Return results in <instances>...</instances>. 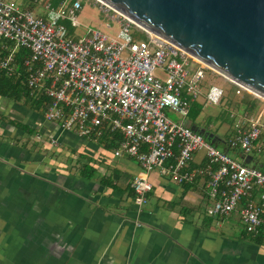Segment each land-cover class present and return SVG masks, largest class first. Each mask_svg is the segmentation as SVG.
<instances>
[{
    "label": "built area",
    "instance_id": "2783aa9c",
    "mask_svg": "<svg viewBox=\"0 0 264 264\" xmlns=\"http://www.w3.org/2000/svg\"><path fill=\"white\" fill-rule=\"evenodd\" d=\"M94 1L109 21L77 38L68 33L64 20L79 23L80 0L46 4L45 16L14 0H0V71L21 75L17 53L23 50L25 85L32 98H47V120L95 141L108 133L121 135L112 153L132 157L141 167L131 183L138 211L152 189L149 172L157 168L179 184L201 180L209 215L235 212L247 233L262 234L264 240V170L243 163L164 110L183 118L200 97L203 104L222 103L221 84L212 83L206 91L201 87L205 70L220 72L108 1ZM137 31L144 38L136 40ZM224 77L236 94L247 91L264 102L245 85ZM231 117L229 148L244 155L262 150L264 104L254 111L234 107ZM199 150L203 159L191 165Z\"/></svg>",
    "mask_w": 264,
    "mask_h": 264
},
{
    "label": "crops",
    "instance_id": "0c3cea01",
    "mask_svg": "<svg viewBox=\"0 0 264 264\" xmlns=\"http://www.w3.org/2000/svg\"><path fill=\"white\" fill-rule=\"evenodd\" d=\"M202 100L190 116L211 104ZM43 112L31 100L0 95V264H264V241L246 232L237 213L207 214L201 180L179 184L155 168L138 211L131 184L138 161L115 157L108 147L116 144L81 136ZM200 112L192 119L201 124ZM214 134L218 148L242 158L222 132ZM202 159L195 152L191 165ZM81 163L94 171L82 173Z\"/></svg>",
    "mask_w": 264,
    "mask_h": 264
},
{
    "label": "water",
    "instance_id": "95a60500",
    "mask_svg": "<svg viewBox=\"0 0 264 264\" xmlns=\"http://www.w3.org/2000/svg\"><path fill=\"white\" fill-rule=\"evenodd\" d=\"M106 1L264 95V0ZM204 136L214 143L210 134Z\"/></svg>",
    "mask_w": 264,
    "mask_h": 264
},
{
    "label": "rangeland",
    "instance_id": "374dc122",
    "mask_svg": "<svg viewBox=\"0 0 264 264\" xmlns=\"http://www.w3.org/2000/svg\"><path fill=\"white\" fill-rule=\"evenodd\" d=\"M19 3L21 7H27V8H39L40 14L46 15V7L44 6L45 0H39L38 2H35L34 0H14ZM81 2V8L77 11L78 20L79 23H73L71 20H64L68 33L71 36L74 37H82L88 33V29L95 28V27H103L104 28V22L109 21L105 13L100 9L99 5L94 0H80ZM43 8V9H42ZM45 8V11H44ZM116 26V24H115ZM133 37L136 40L144 38V34L141 32H135L133 33ZM191 75V72L189 73L188 77ZM225 75L220 74L216 71L212 70H205L204 76L201 81V87L203 91H206L209 86L212 83H218L221 84L225 89V95L222 103L220 104H209L201 107V112L199 113V116L203 118V123H197L195 119H192L194 116H190V114L186 117H181L177 115L174 111H171L169 108H165L166 114L171 117L174 120H183L185 123L188 124L191 121L194 124H191V128L200 131L203 135L204 134H210L212 137L215 136L214 133L218 132L224 135L226 139L229 138L231 135L233 124H234V117H231V110L235 108H239L241 103L247 104L249 102V98L247 95H244V92L242 93V96L235 93V86L231 81H229L227 78L224 77ZM187 77V78H188ZM246 97V98H245ZM243 98V99H241ZM196 104L197 102H193ZM193 104V106H194ZM264 104L263 101H257V107H262ZM197 105V104H196ZM208 121H213L215 125L209 126ZM230 128V130L225 133L226 128ZM103 137H100V139ZM260 142L263 146L262 150L257 151L253 150L250 154H248L245 158H240L238 155H234V157L238 158L243 163H254L258 164L262 162L264 164V128L262 129V134L260 137ZM113 152V147H108V152ZM231 154V153H230ZM59 155V153H57ZM64 158V156H63ZM206 200V199H205ZM207 204V202H206ZM207 212V210H206ZM208 214V213H207ZM212 216V215H211ZM230 220L235 222L234 224L237 228L241 226L239 222H236L235 217H229ZM242 223V222H241ZM243 224V223H242Z\"/></svg>",
    "mask_w": 264,
    "mask_h": 264
},
{
    "label": "trees",
    "instance_id": "16d2710c",
    "mask_svg": "<svg viewBox=\"0 0 264 264\" xmlns=\"http://www.w3.org/2000/svg\"><path fill=\"white\" fill-rule=\"evenodd\" d=\"M61 1L62 0H45L44 3L48 4L49 6L55 7ZM23 52H24L23 50H19V52L17 53V61L19 63L18 68H20L22 70L21 75H19V76L7 75L4 71H2V70L0 71V95L6 97L8 99L14 100V101H19V100L23 99L25 102H28L31 100L33 105H35L36 107H38V108L40 106L45 107V104H46L45 101H47L46 97L32 98L28 93V89H27V87L25 85V81H24L25 74H24L23 66L21 65V57L23 55ZM244 95H247V97L249 98L250 102H248V103H252V106H250V107L248 106V103L245 104L244 108L248 109L250 111H254L256 108L257 101L258 100L260 101L261 99L259 97L253 96L251 93H249L247 91H244ZM241 99H243V98H241ZM193 102H192V104H193ZM200 108L201 107H198L196 109L195 113H192L191 115L197 114L199 112ZM103 138L107 139L108 146H114L117 143V139L121 138V135L118 132H114L111 134H109V133L104 134ZM228 149H230L229 146H228ZM260 164H262L261 167L259 166ZM253 165L264 170V164L262 162H260L258 164L253 163ZM89 168L91 169L92 172L94 171V168L91 167L90 165H88L86 163H81L80 169H81L82 173L86 172L85 169L89 170ZM89 176H91V174H89ZM253 237L257 238L258 240H260V239L263 240L262 234H259L257 236H253Z\"/></svg>",
    "mask_w": 264,
    "mask_h": 264
},
{
    "label": "bare ground",
    "instance_id": "6f19581e",
    "mask_svg": "<svg viewBox=\"0 0 264 264\" xmlns=\"http://www.w3.org/2000/svg\"><path fill=\"white\" fill-rule=\"evenodd\" d=\"M221 72V71H220ZM223 74V73H222ZM226 77H228L226 74H224ZM230 78V77H229ZM250 89V88H249ZM253 91V90H252ZM256 93V92H255ZM262 97H264V95L262 96Z\"/></svg>",
    "mask_w": 264,
    "mask_h": 264
}]
</instances>
